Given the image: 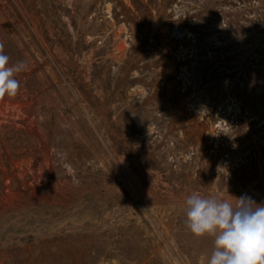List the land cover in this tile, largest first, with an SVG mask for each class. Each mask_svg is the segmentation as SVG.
<instances>
[{
  "label": "rangeland",
  "instance_id": "rangeland-1",
  "mask_svg": "<svg viewBox=\"0 0 264 264\" xmlns=\"http://www.w3.org/2000/svg\"><path fill=\"white\" fill-rule=\"evenodd\" d=\"M0 264H207L196 192L264 203V0H0Z\"/></svg>",
  "mask_w": 264,
  "mask_h": 264
},
{
  "label": "clouds",
  "instance_id": "clouds-1",
  "mask_svg": "<svg viewBox=\"0 0 264 264\" xmlns=\"http://www.w3.org/2000/svg\"><path fill=\"white\" fill-rule=\"evenodd\" d=\"M9 61L0 43V99L18 94L16 76L28 67L25 61ZM234 201L193 192L184 202L185 225L196 237H214L207 264H264V203L247 195Z\"/></svg>",
  "mask_w": 264,
  "mask_h": 264
}]
</instances>
